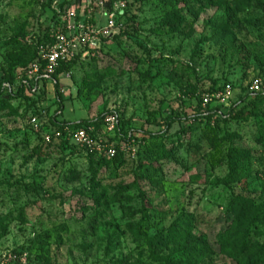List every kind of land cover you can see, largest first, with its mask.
<instances>
[{
    "label": "rangeland",
    "instance_id": "374dc122",
    "mask_svg": "<svg viewBox=\"0 0 264 264\" xmlns=\"http://www.w3.org/2000/svg\"><path fill=\"white\" fill-rule=\"evenodd\" d=\"M0 17L21 35L15 49L47 28L75 42L52 82L20 69L1 88L0 264L260 255L264 105L246 86L264 80V0H0ZM226 84V104H200ZM87 121L100 153L55 136ZM234 153L243 171L229 182ZM235 221L254 223L245 253L215 242Z\"/></svg>",
    "mask_w": 264,
    "mask_h": 264
},
{
    "label": "trees",
    "instance_id": "16d2710c",
    "mask_svg": "<svg viewBox=\"0 0 264 264\" xmlns=\"http://www.w3.org/2000/svg\"><path fill=\"white\" fill-rule=\"evenodd\" d=\"M52 29L51 28H47L45 34H43L42 36H28V41H27V46L25 48L22 49H15L14 47H18L19 46V40L21 39V35L17 32L16 29H12L11 31L9 30V28L4 27L3 26V22L2 19L0 17V52L4 51L8 44H11L13 46V48L15 49H11L9 51L6 52V57L2 58L3 63L5 64L6 62V69H4V65L0 64V75L2 73V75L0 76V95H1V88L3 86V84L6 82L7 84L9 82H11L13 80V76L14 73H16V71H20L23 70V73H25L26 70H29L30 67L37 62L38 60V55H37V47L41 44H44L45 42H47V40H49V35L51 34ZM7 35V36H6ZM71 62V61H70ZM65 63L62 64L61 67H59V69L56 71V73L52 76V80H55L57 78V75L61 72H65L68 71L71 66H73V63ZM248 86V84H247ZM246 86V89H247ZM56 90V87H55ZM197 90L195 91H191V95H197L196 93ZM20 95V94H18ZM55 95L57 98H59L61 100L60 94H58L55 91ZM256 96V101L260 102L264 105V94L262 93H258L255 95ZM198 99L200 101L201 104V100H202V96H198ZM235 106H233L230 111L233 112ZM60 109H62L63 107L60 106ZM211 114L206 115L205 119H206V123H209V119ZM264 116V115H263ZM208 121V122H207ZM90 125L96 126L94 123L92 122H79V123H64L61 122L60 124H58L56 127L57 130H61L64 126H69L71 129H83L86 128ZM260 129L262 131H264V123L259 125ZM169 127V125H168ZM63 143L68 144L67 142H65L64 140H61ZM69 145V144H68ZM118 152V151H117ZM94 155V154H92ZM92 155H88L89 160H91V158H93ZM118 155V154H117ZM237 154H229V162H230V166H229V182H234L236 181L235 178L239 175V172H242V169L237 168L236 166H234V161L235 158L237 157ZM117 158V156L112 159L111 161H115ZM261 209L260 215L262 216V220L261 223L259 224V228L264 229V207L259 208ZM255 213L258 215V208H255ZM263 213V214H262ZM254 224V223H253ZM251 222L250 223H246V224H242L239 221H235L234 223L230 224V226H228L227 228H224L222 231H219L216 235H215V242H217V244L219 245H223L225 247H227L228 249L230 248L231 250H238L241 253H245L247 251V244L249 243V232H250V227L253 225ZM258 225H255L254 227H257ZM135 235L140 236V231L136 230V232H134ZM264 239V231L263 234L261 236ZM147 243L151 244V240H146ZM153 245V244H151ZM255 246H252L250 249H252V251L256 250L258 251V254L260 255H254L251 254L247 257H245L244 259L241 260V264H264V240L263 243L261 245H259L258 249L254 248ZM154 249H152L153 251Z\"/></svg>",
    "mask_w": 264,
    "mask_h": 264
},
{
    "label": "built area",
    "instance_id": "2783aa9c",
    "mask_svg": "<svg viewBox=\"0 0 264 264\" xmlns=\"http://www.w3.org/2000/svg\"><path fill=\"white\" fill-rule=\"evenodd\" d=\"M67 28L69 29L70 26ZM74 43V40L69 36L62 34L59 31H53L49 35V40L37 47L38 60L29 69L28 76L33 77L41 72L39 75L40 78L52 82V75L59 69V67H61L62 64L69 63L74 59V53L72 50ZM246 92L253 95L264 92V80L258 77L252 79L247 86ZM231 96L232 87L230 84H226L223 86L221 92L211 96H202L201 105L205 106L212 102L213 99H216L217 102L221 104H226ZM105 121L109 123L110 119H106ZM61 135H63L66 139L83 146L89 152L96 151L100 153V151H102V146H99L91 139L89 130H74L69 126H64L61 130L55 132L56 137ZM106 155L108 158H113L115 156V149L109 148L106 150Z\"/></svg>",
    "mask_w": 264,
    "mask_h": 264
}]
</instances>
